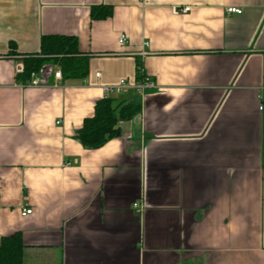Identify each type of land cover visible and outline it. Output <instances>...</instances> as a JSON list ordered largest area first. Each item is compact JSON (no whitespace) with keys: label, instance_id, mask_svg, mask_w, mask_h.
<instances>
[{"label":"crops","instance_id":"1","mask_svg":"<svg viewBox=\"0 0 264 264\" xmlns=\"http://www.w3.org/2000/svg\"><path fill=\"white\" fill-rule=\"evenodd\" d=\"M49 36L77 40L84 78H21ZM122 80L112 106L137 112L86 148ZM16 233L23 264H264V0H0V243Z\"/></svg>","mask_w":264,"mask_h":264},{"label":"trees","instance_id":"2","mask_svg":"<svg viewBox=\"0 0 264 264\" xmlns=\"http://www.w3.org/2000/svg\"><path fill=\"white\" fill-rule=\"evenodd\" d=\"M112 15L110 8L94 9L93 19H104ZM78 42L75 38L49 36L43 37L38 55L25 58L22 63V79L38 72L51 62L61 68L67 78H84L87 75V62L79 59ZM141 64L138 65L139 80L144 77ZM113 99L105 98L95 108V116L87 119L79 130L77 138L89 149H99L110 139L119 135V122L130 120L137 112L133 105L120 104L113 108ZM24 243L20 233L5 238L0 243V264H23Z\"/></svg>","mask_w":264,"mask_h":264},{"label":"built area","instance_id":"3","mask_svg":"<svg viewBox=\"0 0 264 264\" xmlns=\"http://www.w3.org/2000/svg\"><path fill=\"white\" fill-rule=\"evenodd\" d=\"M131 1H138L143 2L144 0H131ZM190 11L189 7L184 8L182 11L183 14H187ZM228 13L231 14H241L242 10L239 8H228ZM120 44H125L127 42V38L125 36H122L119 40ZM16 71L18 74H22L24 72V66L22 63L18 64L16 67ZM61 70L57 69L54 65L46 64L41 67V69L38 72H33L30 75L28 86L30 87H37V88H50L51 85V79H54L55 81H61L63 79ZM99 76V74H98ZM57 86L56 84L54 85ZM130 87V85L125 81L122 80L119 84L114 86H105L103 87V94L105 98H111L112 95H119L124 90H127ZM154 87V84L152 83L151 79L144 75V77L139 80L134 88L138 91L143 92L146 89H151ZM33 213V210L29 208L27 204H24V206L21 209V214L23 217H27Z\"/></svg>","mask_w":264,"mask_h":264}]
</instances>
